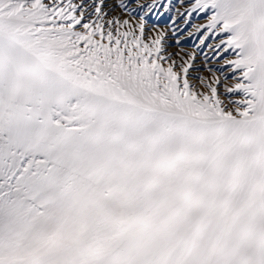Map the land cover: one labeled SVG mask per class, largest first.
<instances>
[{"label":"snow or ice","instance_id":"6c2138e0","mask_svg":"<svg viewBox=\"0 0 264 264\" xmlns=\"http://www.w3.org/2000/svg\"><path fill=\"white\" fill-rule=\"evenodd\" d=\"M104 7L0 0V264H264V0H190L198 84Z\"/></svg>","mask_w":264,"mask_h":264},{"label":"rangeland","instance_id":"374dc122","mask_svg":"<svg viewBox=\"0 0 264 264\" xmlns=\"http://www.w3.org/2000/svg\"><path fill=\"white\" fill-rule=\"evenodd\" d=\"M47 3H51L52 0H46ZM74 3L84 6V10L91 14L93 5L98 3L99 0H73ZM104 11L108 13L106 19H131L133 24L136 23L137 18L143 16L146 23V37L145 42L150 43L153 36H155L160 31H165L168 35L167 45L169 52L179 53L183 55L184 53H196L203 52L207 47L215 49V45L219 43L216 36L213 34L212 38L207 41L209 46L199 47V41L196 35L189 36V32L195 33L194 26H203L207 23V18L199 14H193L190 18H187L190 22L186 23L185 18H182L181 14L185 12L190 6V0H103ZM146 4H153L155 7L151 12H149L143 6ZM161 5H167L168 11H165ZM96 17L92 15V20L94 21ZM91 22V21H90ZM173 28L179 34L174 35L171 29V34H168V29ZM177 38L180 39V43L177 44ZM211 45V46H210ZM217 51V50H216ZM218 52V51H217ZM223 61L222 59L219 60ZM179 63V59L177 58ZM224 63V62H223ZM223 65V64H222ZM225 70L224 66H214L210 65L204 71L203 75H196L201 78H215V76H220L219 69ZM215 74V76L213 75ZM193 83H199L198 81H193ZM235 100L241 99L240 96H235Z\"/></svg>","mask_w":264,"mask_h":264},{"label":"bare ground","instance_id":"6f19581e","mask_svg":"<svg viewBox=\"0 0 264 264\" xmlns=\"http://www.w3.org/2000/svg\"><path fill=\"white\" fill-rule=\"evenodd\" d=\"M171 29L173 30V28L169 27L168 34H171ZM196 55L198 59L194 65L195 70L191 71L192 80L195 82H196L195 77H197L196 75H203L204 71L201 70H206L210 65L222 67L223 66L222 64H224L223 61L219 62L220 60L218 59L219 52H217L215 49H212L210 47H207L203 52L201 51L196 52ZM219 71H220V77L223 79L225 70L220 68ZM235 98H236L235 96L232 97V99L234 100Z\"/></svg>","mask_w":264,"mask_h":264}]
</instances>
